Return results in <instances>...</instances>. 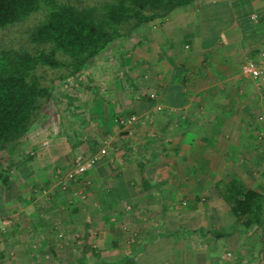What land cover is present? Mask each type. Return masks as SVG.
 <instances>
[{
    "label": "crops",
    "instance_id": "1",
    "mask_svg": "<svg viewBox=\"0 0 264 264\" xmlns=\"http://www.w3.org/2000/svg\"><path fill=\"white\" fill-rule=\"evenodd\" d=\"M217 2L220 5L215 8ZM115 44L120 74L110 75L113 69L109 71L105 63L107 75L100 78L109 85L108 93L100 94L96 108L90 109L101 116L102 130H109L111 140L85 173L92 198L88 223L95 227L94 219L102 215L103 233L93 230L81 239L40 235V242H64V249L55 248V257L50 249L44 251L45 256L53 257V264H226L221 257L217 261L215 250L218 246L233 250L243 236L231 229L223 233L228 231L224 227L209 229L198 211L190 215H197L194 227L198 236L193 241L185 236L190 229L188 222L184 235L159 229L147 231L148 236L140 231L127 239L116 228L125 225L138 231L146 223L153 227L156 222H148L153 213L158 215L160 226H183L182 219L174 215L183 211L173 202L175 193L203 192L211 198L217 193L214 177L225 162L234 160L238 168L247 169L254 157L251 131L255 134L264 128V72L252 77L241 70V64L247 58L257 60L264 52V0H193L138 24ZM150 90H155L152 102L147 99ZM103 95L109 103L103 101ZM98 98L93 95L91 102ZM129 114L136 117L128 126L118 123L119 117ZM117 125L121 132L115 130ZM42 141L43 159L39 156L26 161L23 170L47 184L57 177L59 169L62 171L58 162L69 157L70 148L52 137ZM229 146L246 148L247 158H231L226 149ZM172 161L179 167L171 169L167 164ZM198 161L207 166L196 169L179 164ZM24 189L14 177H9L7 184L0 182V220L9 218L6 231L0 225V235L2 230L6 237L2 236L0 249L14 258L10 260L13 264H31L37 255L31 248L32 215L23 199L29 195ZM259 191L264 194V190ZM13 193L18 198L12 199ZM126 203H130L129 209ZM183 209L187 213L190 208ZM259 231L251 241L254 247L247 248L233 264L244 258V264H264V238ZM72 240H81L86 251L76 249L75 243L70 244ZM150 256L149 262L143 260Z\"/></svg>",
    "mask_w": 264,
    "mask_h": 264
},
{
    "label": "rangeland",
    "instance_id": "2",
    "mask_svg": "<svg viewBox=\"0 0 264 264\" xmlns=\"http://www.w3.org/2000/svg\"><path fill=\"white\" fill-rule=\"evenodd\" d=\"M62 1L73 2L79 6H96L102 2L111 0ZM219 5L220 2H217L216 4H214V7L217 8ZM246 6L247 5H245L244 8L247 10L248 8H246ZM202 14L203 7L201 11V17ZM41 15V10L33 11L28 13L24 17L14 21L13 23L7 24L4 27L0 28V48H15L24 46L31 50L34 47H39L30 40L29 33L36 21L41 17ZM223 16L225 19L226 14H224ZM122 30H125L124 26ZM125 34L126 32L115 37L104 48H102L95 57L89 59V61L84 64L80 73L76 77H62L61 75L66 72L64 68L52 69L46 67L44 72L45 81H47L48 78H52V84L51 92L45 99L44 106H42V108L34 116L33 121L31 122L25 135L19 137L15 141L14 150H12L11 153H7V151L5 150H0V170L6 172L8 178L10 177V179H12L14 177L16 182L24 185V190L26 191L25 193L29 194L28 196H25L26 198H24L23 192L21 195L26 201L25 204L28 206L27 210L32 215H30L31 217L29 219L33 225L31 229V234L33 237L31 248L33 251H36L37 255L33 256L30 261L31 264H51L54 260L53 257H55L56 255L54 254V252L56 251L55 248H59L60 246L61 249H64L62 246L64 242H62V240H45L40 242V235H47L51 237L56 236L61 239H69V237H73L74 239H81L88 234H93V230H96V234L103 233V224H100V221L103 220L102 215H98L99 218L94 219V222L96 224L95 227L94 225H92L93 223H88V213L89 208L92 207V198L88 193L90 182L88 177L85 176L86 171L78 175H72L70 177L68 173L72 170V167H74L75 159H77V157L83 158L88 156L89 154L94 153L99 155L102 150H105V148H107V141L111 140V134L108 132L109 130H102L103 125L100 123L101 116L98 117V114L95 116L92 112H90V109L96 108L95 106H97L96 103H98L99 101L98 97L100 94L106 95L108 93L107 87H109V85L105 84L100 78V76L107 75L104 73L105 69H107L105 67V63L107 64L109 71L113 69L110 71V75H114L113 77H115L120 74L121 63L119 62V54L116 51L117 45L115 44V42ZM104 59L107 60L103 62ZM151 91L152 90H150L149 93ZM154 91L155 90H153L152 92ZM93 95H97L98 98L94 103L91 102L93 101L91 99ZM108 100L109 98H106V96L103 98V101L105 103H109ZM117 126L119 128L115 126V130L117 132H121L122 128L120 129V125ZM107 132L110 135H107ZM251 135L252 140L254 141L251 145L252 153L254 154V157H251L252 161L247 164L248 167L246 170L238 168L234 160H232L231 163H222V169L219 170L216 177H214L215 185L217 184L215 188L217 191V193L215 194L216 196L213 195V197L210 198L209 195H203V192L195 195L175 193V197H173L174 204L183 211L184 207L190 208L188 209L189 211L187 213L183 211H180V214L174 213L176 219H182L180 221V225L183 226L178 225V227H169L167 225H164V223L160 226V219H158V215H155V213H153L151 217L152 220L149 219L148 222H156L152 225L154 228L149 227L148 225H146V223L144 226L139 227V230L137 231L135 230V228L128 229V227L124 225L118 226L116 228L119 230L118 233H122V235H124L127 239L128 237L129 239L131 237H134L135 233H140V231H143L141 233H143L145 236H148L150 234H148L147 231H159V229H162L164 232H166V234L170 235H184V225L186 222H188L189 225L187 226L190 229L187 234H185V236L191 237L190 240L193 241L198 236L197 227H194L196 225L195 218H197V215L193 217L194 219L190 218V215L192 213L196 214L198 211L200 213H203V223L204 225H208L207 227L209 229L214 230L217 228L219 231L221 227H224L227 228L228 231L223 230V233H228L231 230L236 232L239 231V235L241 236V238L243 236V239L241 240V242H239V247L233 249L234 251L227 248L221 249V247L218 246V249H216L214 252V257H217V261H219V257H221L226 262V264L235 263L237 261V257L243 256L247 248L254 247V243L252 244L251 241L258 235L257 231L261 230L259 231V234H261L263 240L264 228H260L259 226L255 225H252L247 229L239 228L240 225L235 220L233 215L229 213L227 209L228 207L226 206L222 197L218 194V189H220L223 185H226L231 175L236 174L241 178L244 185L255 188L257 190H264V128H261V130H256L255 134L253 131H251ZM49 137L55 138L57 142L60 141L61 144L70 148V152L69 157H67L66 160L58 162V165L60 167H63L61 168L62 171L58 168L60 171L58 172V174H56L58 178L53 177V181L51 180L50 183L43 184L40 183L41 181H43V179H40L39 177L34 178L30 174H25V170L23 169L26 161L37 160L39 156L40 158L42 157L44 153H42V151L45 147L43 144L44 141L41 142V140ZM116 144L119 145L117 141ZM198 147L200 148V146ZM222 148L224 149L225 147L223 146ZM226 149L227 152L230 150L229 156L233 159H237L239 157L247 158L248 151L246 150V148H239V146H229ZM28 154H31L32 156L28 157ZM48 163H52L51 160H49ZM179 164L183 165L184 167H186L187 164H190L193 165V167H195L196 169H201L203 168V166H207L206 163H203V161L186 162ZM50 165H52L51 167H53V163ZM167 165L172 169L173 165L177 166L178 163L172 161ZM215 165H217V163ZM50 169L51 168L48 167L47 171H49ZM61 174L63 177L61 176ZM62 180L64 181V183L66 180V185L63 188L60 186ZM14 195V193L11 195L12 199ZM14 197L16 198L17 196ZM18 201L23 200L19 199ZM130 207L131 205L130 203H128L126 208L129 209ZM161 213L165 212L161 211ZM8 223L9 218L7 216L3 220H0L1 229H4L6 231L5 227ZM35 223H37L38 225L34 226ZM146 228L147 230L144 231V229ZM170 228H174L175 230ZM4 232L1 230L2 234L0 235V241L6 239V237L3 235ZM248 235H250L251 238H249ZM2 236L4 237V239L2 238ZM193 237L195 239H193ZM190 240L187 239V242ZM223 240L225 243V238H223ZM59 243L61 245H59ZM74 243L76 244L74 246L76 249H79L83 252L86 251L83 246H87L84 245L81 240H79L78 242H74L73 240L70 241V244ZM77 243H79L80 247L77 246ZM85 243L87 244V242ZM225 245L226 243L223 244L224 247ZM227 246H229V244ZM200 247L203 250V244H201ZM49 249L52 250L53 257L45 256L44 251H50ZM7 253L8 252L6 249L2 250V253L0 249V264H13L12 261H14V258L11 259L8 256L9 254ZM10 260L12 261L10 262ZM143 260L149 262L151 260V256L146 257ZM239 261L240 264H244L246 262V259L244 258V260Z\"/></svg>",
    "mask_w": 264,
    "mask_h": 264
},
{
    "label": "trees",
    "instance_id": "3",
    "mask_svg": "<svg viewBox=\"0 0 264 264\" xmlns=\"http://www.w3.org/2000/svg\"><path fill=\"white\" fill-rule=\"evenodd\" d=\"M192 1L111 0L79 6L62 0H0V28L30 12H42L29 33L30 40L39 47L0 48V150L11 153L15 141L25 135L44 106L52 84V78L45 81L46 67L64 68L62 77H76L84 64L115 37ZM147 99L153 101L149 96ZM0 182H8L2 170ZM218 194L239 228H264L262 192L244 185L234 174Z\"/></svg>",
    "mask_w": 264,
    "mask_h": 264
},
{
    "label": "built area",
    "instance_id": "4",
    "mask_svg": "<svg viewBox=\"0 0 264 264\" xmlns=\"http://www.w3.org/2000/svg\"><path fill=\"white\" fill-rule=\"evenodd\" d=\"M241 70L244 73L251 75L252 77H259L260 75H262V73L264 72V52L261 51L259 53V58L257 60H254L252 58L245 59L241 64ZM148 95L150 97H153L154 92H150ZM156 107L159 108L160 105L157 104ZM135 117H136L135 114L121 116L118 118V123L126 127L132 121H134ZM98 156L99 155L94 153V154H89L88 156L83 158L77 157V159H75L74 167H72V170L69 171L68 173L69 177L72 175H78L79 173H82L88 168H90L97 161ZM65 185H66V180L65 183L62 180L60 186L63 188L65 187Z\"/></svg>",
    "mask_w": 264,
    "mask_h": 264
}]
</instances>
